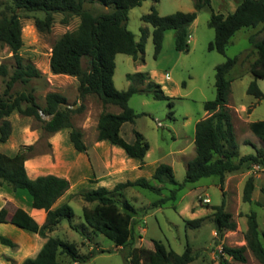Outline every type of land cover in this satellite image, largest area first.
<instances>
[{"label": "trees", "instance_id": "obj_1", "mask_svg": "<svg viewBox=\"0 0 264 264\" xmlns=\"http://www.w3.org/2000/svg\"><path fill=\"white\" fill-rule=\"evenodd\" d=\"M86 0H12L15 8L28 11H38L45 14L44 18H36L35 25L45 31L51 27L54 14H63L62 22H68L72 16L80 18L75 31L61 35L52 46L50 56V69L54 74L75 76L78 79L79 97L87 94L98 96L103 105L111 104L119 108L118 112L103 110L98 117L96 140H108L125 149L131 157L142 162L149 149L146 138L137 130L134 131L133 142L126 141L120 134L122 124L134 122L140 115L128 101L133 94L143 93L158 100H168L171 97L164 93L160 84L152 81L148 72L128 73L130 81L126 89H117L114 85L113 75L115 69V55L124 53L132 56L135 61L144 60L145 32L140 41H136L134 34L127 29L126 20L128 11L139 5L143 0H88L98 2L109 7L108 12L94 13L84 7ZM212 0H194V10L176 11L167 15H160L152 7L151 11L142 15V20L152 26V41L154 56L161 52L164 36L167 30H174V46L181 52H188V27L195 20L197 12L202 9L210 10L208 25L214 29V39L209 42L208 49L225 54L229 39L243 27L261 26L259 33L249 36L250 46L257 56L251 63L249 71L254 76L247 88V93L257 99L264 97L256 79H264V0H241L236 9L228 14L215 12L211 7ZM0 42L8 45L13 52L16 66L13 73L5 80V88L0 94V142L8 140L11 133V123L8 116L17 111L22 115L33 116L43 123L48 133H55L61 129H69V138L74 148L85 151L83 132L72 123L74 113L82 110V106L72 108L67 105V98L59 92H48L45 95V105L40 106L34 96L21 90L12 92L17 82L27 84L32 78H39L42 73L32 63L24 62L19 55L22 46L21 24L14 16L5 13L0 17ZM83 60L87 66L83 67ZM239 61L238 56L227 57L226 60L215 67L216 97L205 101L204 109L209 113L206 118L195 124L194 144L195 156L186 164V173L183 182H178L170 164L160 163L151 179L144 177L134 181L119 182L113 189L104 186L95 189H83L77 194L88 202H96L92 208L83 207L82 218L92 233H100L110 239L115 246H129L125 253L126 264H145L141 261L140 249L132 246L129 241L132 235L134 216L138 210L126 198L125 190L128 187L149 189L159 195L147 208L165 207L167 203L176 207L177 194L188 184H193L201 178L215 176L216 182L225 194L224 181L228 173L249 168L253 164L264 167V120H256L249 124L252 133L260 139L263 147H256L255 151L239 155L236 142L232 113L227 106L230 92V80L226 77L228 72ZM0 75H8L5 64H0ZM26 103L23 106V103ZM172 106V105H171ZM41 112L49 116L46 120ZM168 117L173 118L170 110ZM32 145L21 146L13 155L0 151V185L6 184L13 190H25L32 199L35 208L46 211L43 224L36 220L24 209L13 207L7 216L0 213V222H9L21 228L38 233L46 238L45 243L35 257L26 258L22 264H80L87 262L96 253L92 250L82 254L74 242L50 236L62 220L66 219L70 226L78 230L81 235L87 236L84 227L72 222L74 216L70 204L64 203L53 208L54 203L69 188V181L55 175L38 176L35 179L28 177L24 165L29 156ZM168 185L171 187L168 188ZM168 193L164 194L165 190ZM254 189V176L250 175L244 184L242 200L252 202ZM211 217L217 234L225 230H233L237 224L232 214L225 210L223 199L220 205L212 206ZM202 218L187 219L186 225L198 227ZM245 245L222 247V253L238 262L246 261V250L249 249L254 257L264 264V232H260L256 213L247 214V229L244 234ZM0 241L11 247L16 244L9 238L0 235ZM153 254L149 264H188L197 257V252L186 244L184 251L179 254L168 249L161 241L153 240ZM63 255L68 258L66 263L59 260Z\"/></svg>", "mask_w": 264, "mask_h": 264}, {"label": "rangeland", "instance_id": "obj_2", "mask_svg": "<svg viewBox=\"0 0 264 264\" xmlns=\"http://www.w3.org/2000/svg\"><path fill=\"white\" fill-rule=\"evenodd\" d=\"M240 1L212 0L211 7L215 12L227 13L232 11L233 4H238ZM84 7L94 13L111 10L98 2L88 0L84 2ZM152 7L160 15H167L176 11H192L194 10V0H143L139 5L132 7L128 11L126 27L134 34L135 40L140 41L145 32L144 60L135 61L128 54L117 53L114 59V85L117 89H126L130 84L127 79L128 73H150V70L157 69L158 71L168 72L177 81L183 95H169L172 102L171 106L168 100L154 99L152 96L143 93L133 94L128 104L140 115L134 122H126L127 124L123 128L125 129L124 134H128L126 131L127 125L134 123L136 130L143 132L151 144L159 146L147 160L158 157L162 153L165 154L162 162L170 164L177 181L183 182L186 173V163L185 159L178 154V149L184 147L193 137L196 120L205 112V101L213 100L216 97V65L223 63L227 57L238 56L239 61L226 75L230 80L227 106L231 110L233 123L236 127L238 154L244 155L254 152V145L263 147V143L252 133L245 119L241 117L242 114L239 115L236 112V110L245 105L250 112H244V117H249L251 121L264 120V97L257 99L247 93L250 82L255 79L249 69L257 56L250 46L249 36L253 33H258L260 37L262 35V33L258 32L260 26L255 28L243 27L237 30L228 41L225 54H221L216 50L208 49L209 42L214 39V29L208 25L210 10L202 9L197 12L195 21L189 26V51L179 52L175 49L174 30L170 29L165 33L161 52L155 57L152 41L153 28L151 24L141 18L143 14L150 12ZM2 13L8 16L12 15L20 21L22 46L19 50V55L24 62L32 63L42 73L41 77L32 78L27 84L17 82L12 92L26 90L34 96L40 106L45 105V95L48 92L63 94L67 98L68 106L74 109L82 106L81 111L73 114L72 123L77 128H84L83 138L85 135L86 139L92 140L94 131L97 130L99 114L103 110L117 112L119 108L111 104L103 105L95 94H87L80 98L78 79L75 76L54 74L50 69L52 46L64 33L75 31L79 25L80 18L72 16L68 22L64 23L62 22L63 14L55 13L51 27L48 30L41 31L36 27L35 20L36 18H44L45 14L43 12L15 8L12 0H0V17ZM2 63L6 65L8 75H0V94L5 88V80L13 73L16 66L12 50L8 45L0 42V64ZM86 66L87 61L83 60V67ZM256 82L264 92V79L257 78ZM25 105L26 103L24 102L23 106ZM170 110L173 111V118L168 117ZM43 118L48 120L49 116L45 115ZM8 119L11 123V133L5 148L10 150L14 147L16 149L26 146L21 145L24 142L33 143V148L29 151L28 157L51 151L50 140L54 133L46 132L42 122L36 120L33 116L22 115L17 111L11 113ZM24 130L26 132L25 137ZM30 135H33L32 138ZM2 148L4 147L2 142H0V150ZM170 151L172 153L167 154ZM263 169L257 172L264 173ZM247 170H251L250 174L255 173L252 165L247 169L236 171V173L243 174L242 172L245 173ZM250 174H248L246 179ZM243 178L244 175H240L230 179V187L224 196L221 189L216 186L217 178L215 176L201 178L196 183L188 184L184 189L180 190L177 194V200L174 202L179 203L183 194L190 187L211 184L206 190V194L210 198L209 207L220 205L224 199L235 221L233 215L239 213V216H242L244 210H248L250 205L242 200L243 187L246 181ZM170 187L168 185V188ZM132 189L141 193V195H137L140 201H153L159 197L158 194L149 189L139 187H133ZM165 193H168L167 189L164 191ZM77 195L76 193L75 196ZM262 198L264 199V195ZM198 199L202 201L201 197ZM69 204L74 211L72 222L85 224L82 218L80 202L72 200ZM251 208L260 214L261 208L259 206L252 204ZM211 213L212 210L207 218L204 217V222L200 226L191 227L187 226L186 222H184L185 224L183 223L178 210L173 209L170 202L163 208H147L145 212L146 221L144 223L146 230L141 232V237L144 238L146 244L151 243L153 240L161 241L168 249H173L179 254L184 251L186 244H189L193 251L197 252V255H202L208 259L209 253L213 252L214 261L219 264H258V260L249 249L245 252L246 257H248L245 262H238L222 253L224 245H244L246 242L244 244L241 242L244 240L245 232L243 233L239 229L234 231L235 228L212 235V229H215V226ZM66 223H68L66 219L62 220V224ZM64 232L62 228L59 229L57 236L62 238L65 234ZM96 241L97 244H93V246H100L101 250L104 251H99L83 264H126L125 253L128 251L129 246H126L124 250H116L114 243L100 233L97 234ZM80 248L82 251L88 252V246L80 245ZM59 260L66 263L68 258L60 255ZM211 262L213 260L208 261V264H211Z\"/></svg>", "mask_w": 264, "mask_h": 264}, {"label": "crops", "instance_id": "obj_3", "mask_svg": "<svg viewBox=\"0 0 264 264\" xmlns=\"http://www.w3.org/2000/svg\"><path fill=\"white\" fill-rule=\"evenodd\" d=\"M237 5L238 4H233L231 12L236 9ZM228 13L230 12L223 14ZM188 35L189 41V27ZM148 74L152 81L160 84L165 94L173 96L183 95L178 87L177 81L173 79L168 72H162L158 71L157 69H152L150 70V73L148 72ZM236 112H238L239 115L242 114L241 117L245 119L248 126L251 122H253L249 120V117L246 118L243 115L244 112H250L245 105L236 110ZM208 115L209 113L205 111L203 115L196 120V123L199 120L206 118ZM126 124L127 123L122 124L120 134L126 141L133 142L135 138L134 131L136 130V125L134 123H130V125H127L128 127H126V131L128 134L125 135V129L123 128L124 126H126ZM233 128L235 138L237 140L236 127L234 123ZM83 129L84 128L81 129L82 132L84 131ZM23 132L25 137V130ZM96 133L97 130L94 131V137L92 140L86 139L84 135V142L87 145V149L85 151H78L74 148L72 142L70 141L69 130H66V128L61 129L55 132L54 136L51 138V151L49 153H38L28 157L25 160L24 165L26 168V172L28 177L31 179H35L38 176L51 174L65 178L69 181L70 185L68 190L60 198L57 199V201L53 205V208L64 203L69 204L72 200H78L80 202L82 210L85 206L88 208H92L95 206L96 202H88L84 200L80 195H77L78 197L75 196L76 193L83 189H95L101 186H104L107 189H113L119 182H125L128 180L134 181L141 177L150 179L154 174L156 167L163 161L162 159L165 155L163 153L149 161L147 160L153 154L154 150L157 147L159 148V146H154V144H151L147 136L143 134V132L140 133L146 138L149 143V149L145 155L143 162L138 158L129 156L125 149L117 144H113L108 140H96ZM32 136L33 135H30L31 138ZM6 143L7 141L2 143L4 148L0 150L1 152L7 155H13L18 151L19 147L16 149L13 147L10 150L5 148ZM32 144L33 143L24 142L21 145L27 146ZM178 151L180 157L185 159V163L187 164V162L195 156L194 134L189 142L184 147L179 148ZM169 153L171 154L172 151L168 152L167 154ZM250 171L251 170H247L245 171V173L242 172L243 174L236 172L228 173L224 181V193H226V191L230 187V179L240 175H244V178L246 179L248 174L251 173ZM250 175L254 176L252 202H248V204H250L249 208L248 210H244L242 216H239V213H237V215H233L235 218V222L237 223L236 229L234 231L239 229L244 233L247 229V214L251 211H254L256 213L258 228L260 232H264V199L262 198L264 195V173L255 172L254 174ZM210 185L201 184L196 187L188 188V190L180 199V202L176 203L175 208L173 207V209L178 210V214L181 216L183 223L187 219L202 217L207 218V216L210 214V211L212 210L211 207H209L210 202L208 204H204L201 200L198 199L200 197L209 198V196L206 194V190ZM216 186L219 187L218 184H216ZM132 188L133 187H128L125 190V196L138 210L139 213L134 216L132 235L130 236L129 241L132 242V246L138 247L140 249L141 261L145 264H149L154 248L152 242L146 244L144 238L141 237V232H144L146 230L144 228L146 214L141 213V211L143 208L148 207L152 201L138 200L137 195H141V193ZM252 204H256L261 208L260 214H258V211L256 212V210H252ZM13 207L24 209L36 220L38 224H43L45 222V209L35 208L32 205V199L30 195L25 190H13L6 184L0 185V213L4 212L7 216H9L12 212ZM227 207L228 205L226 203L225 209L229 211ZM76 225L84 227L88 235H81L78 230H75L70 226L69 222L66 224H62V221L52 232L49 233V235L53 237H59L57 236V234L59 232V229L62 228L65 231V234L62 238H59L76 243L80 253L87 254L92 250H96L97 253L99 251H104L101 250L100 246H93V244H97L96 238L98 233H92L90 231V228L83 223ZM216 233V229H212V235H216ZM0 235L11 239L16 244V247H11L7 244H3L0 241V264H22V262L26 258L35 257L46 241V238L41 237L38 233L21 228L9 222H0ZM245 242L246 241L244 238L241 243L244 244ZM80 245L88 246V252L82 251ZM114 248L116 250H124L123 246H115ZM214 258L215 257L213 255V252H210L209 259L202 255H197V257L188 264H208V261L210 260H213L211 264H219L217 261H214ZM258 264L262 263L258 261Z\"/></svg>", "mask_w": 264, "mask_h": 264}, {"label": "built area", "instance_id": "obj_4", "mask_svg": "<svg viewBox=\"0 0 264 264\" xmlns=\"http://www.w3.org/2000/svg\"><path fill=\"white\" fill-rule=\"evenodd\" d=\"M252 169H253L254 172H257V171H259V170H262L263 167L260 166L259 164H253V165H252ZM202 202H203V203H209V202H210V199L207 198V197H203V198H202Z\"/></svg>", "mask_w": 264, "mask_h": 264}, {"label": "water", "instance_id": "obj_5", "mask_svg": "<svg viewBox=\"0 0 264 264\" xmlns=\"http://www.w3.org/2000/svg\"><path fill=\"white\" fill-rule=\"evenodd\" d=\"M41 114H42V117H45V115L41 112Z\"/></svg>", "mask_w": 264, "mask_h": 264}]
</instances>
